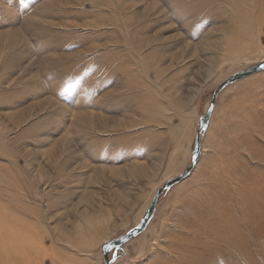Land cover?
Returning a JSON list of instances; mask_svg holds the SVG:
<instances>
[{
    "label": "rangeland",
    "instance_id": "rangeland-1",
    "mask_svg": "<svg viewBox=\"0 0 264 264\" xmlns=\"http://www.w3.org/2000/svg\"><path fill=\"white\" fill-rule=\"evenodd\" d=\"M234 2L0 0V264H104L140 224L264 62ZM202 133L109 263L264 264V71Z\"/></svg>",
    "mask_w": 264,
    "mask_h": 264
},
{
    "label": "water",
    "instance_id": "water-1",
    "mask_svg": "<svg viewBox=\"0 0 264 264\" xmlns=\"http://www.w3.org/2000/svg\"><path fill=\"white\" fill-rule=\"evenodd\" d=\"M261 71H264V62L259 63L258 65L248 68L244 71L235 73L234 75H232L231 77L223 81L221 84H219L214 89L208 110L205 113V115L202 116L198 121V128L196 131V137H195L193 151H192V160L190 164L180 175L163 183L160 189L155 193L152 201L149 204V207L145 211L144 216L141 219V222L137 227L133 228L126 235L119 237L118 239H114V240L104 243V245L102 246L104 264H111L107 261L106 250L114 249L115 252L119 250L122 251V247L125 243H127L128 241H130L131 239H133L134 237H136L137 235H139L146 229V227L148 226L149 222L151 221L154 215L155 207H156L159 197L165 192H168L175 185L179 184L180 182L184 181L185 179L189 177V175L191 174L192 170L194 169L199 159L200 151H201L200 150L201 140L203 136L202 132H205V130L208 127L209 118L211 116V113L213 112L214 104H215V101L219 93L223 91L225 88H227L229 85L234 84L238 81H241L242 79H245ZM114 260L115 258L112 261Z\"/></svg>",
    "mask_w": 264,
    "mask_h": 264
},
{
    "label": "bare ground",
    "instance_id": "bare-ground-1",
    "mask_svg": "<svg viewBox=\"0 0 264 264\" xmlns=\"http://www.w3.org/2000/svg\"><path fill=\"white\" fill-rule=\"evenodd\" d=\"M248 7L256 10L255 18H253L252 20H254L258 25L264 24V0H235L234 7H233V13L234 14H232L231 17H230V18H232L231 19L232 23L229 26L230 28H233V29H235L237 31H242V30L245 29V27L247 25L246 22L251 20V18H252L245 11V9L248 8ZM228 46L230 47V45H228ZM130 61L128 60V62H130ZM128 65H129V63H128ZM106 123L104 121H102V124H101L99 121L95 120V121H93L92 125L94 126L95 129L97 128V126H103V128H104L106 126ZM56 145H58V144H55V146H53L52 148H50L48 150V154L51 155L52 157L60 155L59 150H58L59 147L56 146ZM15 247H18V246H15Z\"/></svg>",
    "mask_w": 264,
    "mask_h": 264
}]
</instances>
